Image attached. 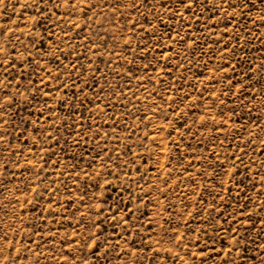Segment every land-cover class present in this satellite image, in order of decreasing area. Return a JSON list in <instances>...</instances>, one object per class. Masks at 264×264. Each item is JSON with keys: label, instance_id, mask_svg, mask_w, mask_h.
<instances>
[{"label": "rangeland", "instance_id": "1", "mask_svg": "<svg viewBox=\"0 0 264 264\" xmlns=\"http://www.w3.org/2000/svg\"><path fill=\"white\" fill-rule=\"evenodd\" d=\"M56 2H0V264H262L264 0Z\"/></svg>", "mask_w": 264, "mask_h": 264}, {"label": "snow or ice", "instance_id": "2", "mask_svg": "<svg viewBox=\"0 0 264 264\" xmlns=\"http://www.w3.org/2000/svg\"><path fill=\"white\" fill-rule=\"evenodd\" d=\"M0 2H2V0H0ZM41 2H45V0H41ZM46 2L52 3L55 7H59V4L56 2V0H46ZM63 2L65 4H70L72 7H74L76 3H85V0H63ZM180 3L188 10L191 9V3H188V0H180ZM135 6H136L135 3H133L132 7L135 8ZM230 6H234V5H230ZM86 7L88 11H91V9L95 7V4H87ZM45 15H51V12H47L45 13ZM2 34L3 33L0 32V35ZM0 108H3V105H0ZM261 260H262V264H264V257H262Z\"/></svg>", "mask_w": 264, "mask_h": 264}]
</instances>
